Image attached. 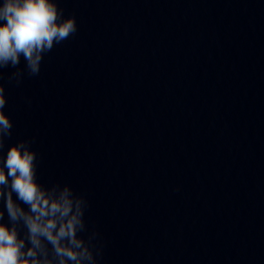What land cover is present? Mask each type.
<instances>
[{
	"label": "clouds",
	"instance_id": "1",
	"mask_svg": "<svg viewBox=\"0 0 264 264\" xmlns=\"http://www.w3.org/2000/svg\"><path fill=\"white\" fill-rule=\"evenodd\" d=\"M77 31L75 15L65 17L59 0H0V70L15 69L8 82L19 86L26 74L38 76L45 55ZM6 105L0 83V153L13 129ZM32 143L20 140L0 154V264H98L103 249L99 233L88 230L87 199L67 183L39 182Z\"/></svg>",
	"mask_w": 264,
	"mask_h": 264
},
{
	"label": "water",
	"instance_id": "2",
	"mask_svg": "<svg viewBox=\"0 0 264 264\" xmlns=\"http://www.w3.org/2000/svg\"><path fill=\"white\" fill-rule=\"evenodd\" d=\"M74 2L59 0L65 17L73 15ZM68 42L69 39L46 54L40 74L33 77L26 74L19 86L15 82H8L9 75L15 69L0 70V83L5 84L7 97L4 111L13 121L12 134L5 139L3 153L0 154L6 155L8 147L20 140L33 141L32 148L38 154V179L46 186H49L58 130ZM23 66L21 58L20 67ZM3 206L0 201V208ZM3 222H8L6 212Z\"/></svg>",
	"mask_w": 264,
	"mask_h": 264
}]
</instances>
